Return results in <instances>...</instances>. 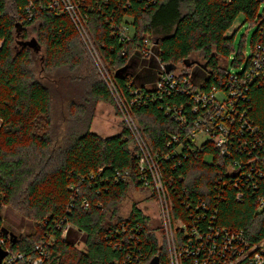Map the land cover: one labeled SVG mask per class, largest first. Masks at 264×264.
<instances>
[{
	"label": "trees",
	"instance_id": "trees-1",
	"mask_svg": "<svg viewBox=\"0 0 264 264\" xmlns=\"http://www.w3.org/2000/svg\"><path fill=\"white\" fill-rule=\"evenodd\" d=\"M52 1L0 0V230L10 232L1 216L7 206L22 222L30 223L14 243L7 242L12 252L26 258L34 256L35 244L55 233L46 264H148L154 257L159 264H169L141 210L133 206L128 217L116 216L129 186L143 187L135 145L126 126L109 137L90 131L94 104L111 102L112 93L71 19L51 8ZM78 1L85 32L116 93L137 120L138 131L161 161L162 155H170L160 168L173 219L189 222V215L204 213V203L208 209L201 228L216 212V226L241 230L251 242L262 240L264 179L236 201L237 190L226 177L227 163L218 165L221 158L210 143L173 153L174 145L166 147L167 143L182 129L164 109L184 103L185 98L158 100L151 96L156 95L153 85L146 86L154 75L150 68H158L156 57L166 66H181L187 76L193 65L185 67L183 61L194 55L206 66L199 70L206 73L199 85L215 83L214 75L227 71L219 66V59L234 51L227 32L236 18L242 16L256 27L252 46L264 31L259 0ZM122 24L133 29L129 40L118 36ZM28 30L35 38L28 39ZM146 37L154 44L155 57L150 59L140 53ZM31 40L38 50L27 44ZM140 60L144 66L138 70ZM242 60L239 50L232 66ZM60 91L68 99L69 119L66 129L56 133L52 98ZM249 97V117L264 129V87L252 85ZM206 156L212 161H206ZM125 171L129 173L125 180H116ZM260 199L263 208L258 211ZM63 218L71 229L61 240L55 224ZM122 223L140 227L134 232L138 239L123 247ZM77 243L82 244L81 250Z\"/></svg>",
	"mask_w": 264,
	"mask_h": 264
},
{
	"label": "built area",
	"instance_id": "built-area-1",
	"mask_svg": "<svg viewBox=\"0 0 264 264\" xmlns=\"http://www.w3.org/2000/svg\"><path fill=\"white\" fill-rule=\"evenodd\" d=\"M259 2L260 6H264V0ZM78 3V0H53L50 7L68 15L87 51L95 56L98 68L104 72L102 80L118 97L120 115L131 133L136 149L138 180L143 187L151 188L160 200L162 228L169 237V264H264V238L258 242H251L241 230L216 226L214 224L216 212L211 216L205 229L199 226L205 219L208 209L204 203L201 205L204 213L195 217L189 215V222L173 219L172 205L160 168L161 162L168 161L170 155H162L161 161L138 131L127 105L115 91L111 75L105 71L85 32L84 18L79 11ZM118 36L122 41L129 40L133 36V29L122 24ZM153 47L152 41L146 37L140 50L142 57L145 59L155 57ZM156 59L158 74L153 83L156 95L151 96L158 100L172 96L185 98L184 103L167 105L164 109L165 114L182 129L181 133L171 136L166 147L174 145L172 152L180 154L184 148L193 149L210 143L221 158L218 165L224 167L227 163L226 177L237 190L235 200L241 201L245 191L256 189L257 182L264 179V162L261 160L264 154V129L259 128L249 117V89L252 85L264 87V31H260L259 37L251 47L242 71H225L221 75H214L215 83L207 87L197 85L190 79L189 74L185 76L181 71L176 72V68L167 72L166 65L157 57ZM138 93L139 91L134 92ZM133 102L136 100L130 103ZM128 175L127 171L118 173L116 180H125ZM83 204L87 207L85 201ZM262 208L263 202L260 199L257 210L260 211ZM139 228L122 223L120 229L123 242L120 246L137 240L134 232H138ZM69 229L71 226L65 218L55 224V231L60 233L61 240L65 239ZM54 234L46 235L44 240L35 244L34 256L26 258L21 253H14L9 249L7 242H11V237L5 234L3 229L0 230V249L6 252L0 264H46L49 259L48 248L55 241ZM124 263L123 261L114 264Z\"/></svg>",
	"mask_w": 264,
	"mask_h": 264
},
{
	"label": "rangeland",
	"instance_id": "rangeland-1",
	"mask_svg": "<svg viewBox=\"0 0 264 264\" xmlns=\"http://www.w3.org/2000/svg\"><path fill=\"white\" fill-rule=\"evenodd\" d=\"M260 11H264L263 5L260 6ZM255 30L256 27H251L250 24L244 20V17L238 16L236 18L232 27L227 32V36L232 37L234 51L231 52L226 59H219V66L221 68L227 70L228 72L242 71L251 52V41ZM129 33L131 32L129 31ZM32 37L35 38L34 32L32 30H28V39ZM80 39L84 45L81 37ZM16 40L20 41V36H17ZM84 47L86 48L85 45ZM239 50L242 53L243 60L239 62L240 65L233 67L232 63L236 59V54ZM42 52L43 48L39 56L42 55ZM87 53L94 67L96 68L98 75L102 79V75L104 72L100 71V69L98 68V62L97 60H95V56L91 55L88 51ZM143 66L144 65H142V61L140 60L137 69L141 70L143 69ZM181 69V66H178L176 68V72L181 71ZM150 70L154 75L150 82L146 83V86L148 87H151L153 85L158 74L157 67H155L154 69L150 68ZM199 70L200 67L194 64L188 72L190 79L196 82L197 85H199V83L203 80V76H206L205 72H200ZM108 88L110 89V91L112 90L111 87ZM117 98L118 97L116 96V94L112 93L111 102L99 101L94 104L93 118L90 123V131L96 133L101 137H109L116 133H119L122 130V128L125 126V122L123 117H121L120 115ZM67 119H69L68 99L66 94L60 91L52 98L53 130H55L56 133L65 130L67 127ZM132 121L138 128L137 120L132 118ZM205 159L206 161H212L211 156H206ZM133 206H136L148 218L150 229L152 230L153 236L155 237L158 245L166 251L167 255H169V237L166 235L165 230L162 228V209L160 200L158 199L156 194L151 188H140L130 185L124 198L118 202L116 216L119 218L128 217ZM1 216L5 220V225L10 229V233H13L16 238L22 235V233H26V231L30 228V223H27L25 221L22 222L19 214L7 206L2 207ZM76 247L77 249L81 250L82 244L77 243Z\"/></svg>",
	"mask_w": 264,
	"mask_h": 264
},
{
	"label": "water",
	"instance_id": "water-1",
	"mask_svg": "<svg viewBox=\"0 0 264 264\" xmlns=\"http://www.w3.org/2000/svg\"><path fill=\"white\" fill-rule=\"evenodd\" d=\"M157 39H154V43H157ZM29 46L35 48L36 50H38V47L35 44L34 40H31L30 42L27 43ZM198 65L200 68H202L203 70L206 69L205 63L202 62V60L198 59L196 55L191 56L190 58L186 59L183 61V65L185 67H191L192 65ZM174 69V67H171L169 65L166 66V70L167 72H169L170 70ZM5 234H9L11 237V241L12 243L15 242L16 240V236L13 233H10L9 231H7L6 229H3ZM6 256V252L2 251L0 249V262L1 260ZM148 264H159V259L158 257H154L153 259L150 260V262Z\"/></svg>",
	"mask_w": 264,
	"mask_h": 264
}]
</instances>
